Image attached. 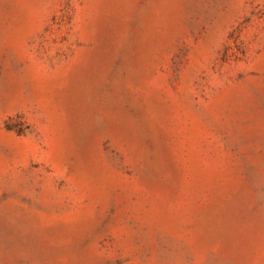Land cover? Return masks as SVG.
<instances>
[{
  "label": "rangeland",
  "instance_id": "obj_1",
  "mask_svg": "<svg viewBox=\"0 0 264 264\" xmlns=\"http://www.w3.org/2000/svg\"><path fill=\"white\" fill-rule=\"evenodd\" d=\"M0 264H264V0H0Z\"/></svg>",
  "mask_w": 264,
  "mask_h": 264
}]
</instances>
